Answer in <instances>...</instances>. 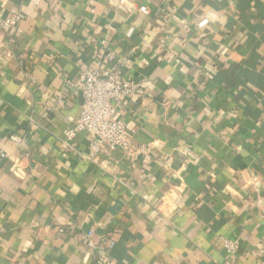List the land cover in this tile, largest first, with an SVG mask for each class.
Instances as JSON below:
<instances>
[{
  "label": "crops",
  "instance_id": "crops-1",
  "mask_svg": "<svg viewBox=\"0 0 264 264\" xmlns=\"http://www.w3.org/2000/svg\"><path fill=\"white\" fill-rule=\"evenodd\" d=\"M18 13L0 68V264H93L90 230L115 242L112 264H264V0H0V44ZM97 61L143 84L115 106L145 155L87 161L89 131L62 147L84 98H57Z\"/></svg>",
  "mask_w": 264,
  "mask_h": 264
},
{
  "label": "built area",
  "instance_id": "built-area-1",
  "mask_svg": "<svg viewBox=\"0 0 264 264\" xmlns=\"http://www.w3.org/2000/svg\"><path fill=\"white\" fill-rule=\"evenodd\" d=\"M24 19L25 15L18 13L1 23V28L5 32V41L0 44L2 50H0V68L3 67V60L8 62L15 60L13 52L15 37L20 30L19 25ZM103 57L105 61L112 62L117 58V54L108 50ZM96 67L94 71H82L77 84L67 81L57 98L56 107L61 110H64L68 105L71 89L79 90L84 98L78 122L64 131L62 147L71 149L79 134L89 131L96 136V139L90 143L88 152L82 155L87 161L102 165L104 158L115 149L122 150L126 156L131 158L138 154L145 155L142 149L135 151L132 147L126 127L118 119V111L115 106V103H120L127 107L130 98L145 95L143 84L125 78L112 70L103 69L102 61H97ZM25 78L29 84H34L36 81L33 76L28 74H25ZM10 141L16 147L21 146L22 143V139L17 135H12ZM9 159L7 153L0 148V162ZM81 242L97 251L93 254V264H112L110 253L115 248V242L106 240L95 242L92 230L82 235ZM223 245L227 255H236L240 242L223 239ZM257 255L264 257V233L260 238V249Z\"/></svg>",
  "mask_w": 264,
  "mask_h": 264
},
{
  "label": "clouds",
  "instance_id": "clouds-1",
  "mask_svg": "<svg viewBox=\"0 0 264 264\" xmlns=\"http://www.w3.org/2000/svg\"><path fill=\"white\" fill-rule=\"evenodd\" d=\"M209 19H215V16L210 15ZM208 23V19H205L204 22L200 25L203 28Z\"/></svg>",
  "mask_w": 264,
  "mask_h": 264
}]
</instances>
